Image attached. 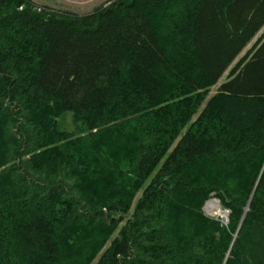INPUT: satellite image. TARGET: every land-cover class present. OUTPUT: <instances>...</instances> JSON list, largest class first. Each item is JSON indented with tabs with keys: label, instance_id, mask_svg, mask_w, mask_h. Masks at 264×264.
Returning <instances> with one entry per match:
<instances>
[{
	"label": "trees",
	"instance_id": "trees-1",
	"mask_svg": "<svg viewBox=\"0 0 264 264\" xmlns=\"http://www.w3.org/2000/svg\"><path fill=\"white\" fill-rule=\"evenodd\" d=\"M263 28L264 0H0V264H264Z\"/></svg>",
	"mask_w": 264,
	"mask_h": 264
},
{
	"label": "rangeland",
	"instance_id": "rangeland-1",
	"mask_svg": "<svg viewBox=\"0 0 264 264\" xmlns=\"http://www.w3.org/2000/svg\"><path fill=\"white\" fill-rule=\"evenodd\" d=\"M40 6H49L56 10H62V11H70L77 14H88L91 13L96 7L106 3L108 0H58L56 2H49L45 0H33ZM264 33V28L260 31V33L255 37V39L248 45V47L244 50V52L241 54V56L237 59V61L245 55V53L253 46V44L257 41V39ZM236 61V62H237ZM235 62V64H236ZM234 64V65H235ZM233 65V66H234ZM230 72V69L223 75L222 79L220 80L219 84L212 88L209 92V97L212 98L214 95L217 94L219 87L226 82L228 74ZM54 115H52L53 117ZM53 126V130H55L58 133H66L69 135H73L74 137H84L87 134H85L82 129L79 126L74 125L72 121V115L66 114L58 117H54L53 121L51 122ZM120 136L117 138H107L106 140L103 139V141L100 142L102 144L104 140L108 142L107 145L103 144L101 146L102 149H108L109 156L113 161L121 162L120 166H118L119 171L122 170V177H118L116 181L123 184L124 186L128 185V179L131 177L128 174L129 164H130V146L128 143V140L125 136V133H119ZM118 135V134H114ZM110 146V147H109ZM98 184L102 185L99 186ZM92 185L94 186L93 189H96L100 192V194L106 196L105 192V185L102 181L100 183L93 182ZM140 197V195H139ZM138 197V198H139ZM204 214L211 218L215 219L222 223V225L227 226L228 224V218L226 217L228 214V211L224 210L219 201L217 199H211L209 200L204 208H203ZM227 218V219H226Z\"/></svg>",
	"mask_w": 264,
	"mask_h": 264
},
{
	"label": "bare ground",
	"instance_id": "bare-ground-1",
	"mask_svg": "<svg viewBox=\"0 0 264 264\" xmlns=\"http://www.w3.org/2000/svg\"><path fill=\"white\" fill-rule=\"evenodd\" d=\"M226 217L228 218V214H227V216H226ZM227 218H226V219H227Z\"/></svg>",
	"mask_w": 264,
	"mask_h": 264
}]
</instances>
